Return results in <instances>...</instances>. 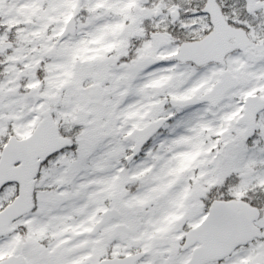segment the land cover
Instances as JSON below:
<instances>
[{"label": "snow or ice", "instance_id": "1", "mask_svg": "<svg viewBox=\"0 0 264 264\" xmlns=\"http://www.w3.org/2000/svg\"><path fill=\"white\" fill-rule=\"evenodd\" d=\"M0 264H264V0H0Z\"/></svg>", "mask_w": 264, "mask_h": 264}]
</instances>
